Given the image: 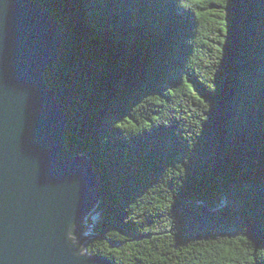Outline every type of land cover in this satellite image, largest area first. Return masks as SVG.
Masks as SVG:
<instances>
[{"label":"trees","instance_id":"16d2710c","mask_svg":"<svg viewBox=\"0 0 264 264\" xmlns=\"http://www.w3.org/2000/svg\"><path fill=\"white\" fill-rule=\"evenodd\" d=\"M60 26L45 82L115 264H264V0H30Z\"/></svg>","mask_w":264,"mask_h":264},{"label":"water","instance_id":"95a60500","mask_svg":"<svg viewBox=\"0 0 264 264\" xmlns=\"http://www.w3.org/2000/svg\"><path fill=\"white\" fill-rule=\"evenodd\" d=\"M61 42L42 6L0 0V264H115L83 239L100 194L89 158L65 146L45 82Z\"/></svg>","mask_w":264,"mask_h":264},{"label":"rangeland","instance_id":"374dc122","mask_svg":"<svg viewBox=\"0 0 264 264\" xmlns=\"http://www.w3.org/2000/svg\"><path fill=\"white\" fill-rule=\"evenodd\" d=\"M88 218H86V226L88 227L87 229V233L85 234V237H83V239H90L93 237L92 235V230L90 228V226L88 225V222H87ZM90 241V240H89ZM89 241L87 242V244L89 243ZM87 246V245H86ZM86 248V247H85Z\"/></svg>","mask_w":264,"mask_h":264}]
</instances>
